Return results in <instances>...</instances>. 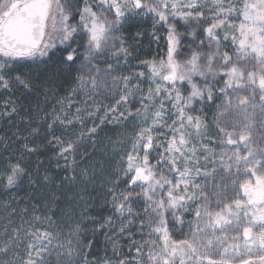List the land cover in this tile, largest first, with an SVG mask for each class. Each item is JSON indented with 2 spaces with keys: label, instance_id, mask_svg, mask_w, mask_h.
<instances>
[{
  "label": "snow or ice",
  "instance_id": "1",
  "mask_svg": "<svg viewBox=\"0 0 264 264\" xmlns=\"http://www.w3.org/2000/svg\"><path fill=\"white\" fill-rule=\"evenodd\" d=\"M207 7L199 0H85L80 22L73 26L69 23L70 18L74 19L70 17L69 5L62 0H0V89L19 93L18 98L4 101L0 118L20 117L11 136L0 138V157L6 164L0 176L6 179L5 188L19 187L18 181L25 179L42 193L55 186L45 202V213L37 215L34 211L31 220L11 229L4 226L0 264H52L53 257L55 264H264V104L259 106L257 122L255 111H248L249 106L253 110L257 107L255 94L236 92L251 86L255 93L258 86L260 101L264 102V0H213L211 19L203 11ZM233 14L236 21L230 19ZM141 15L151 16L154 28L157 24L167 27L166 57L140 61L148 68L147 78L151 81L146 94L139 83L131 84L134 76L116 74L121 61L129 63L128 57L133 55L120 35L123 25L134 23L132 18ZM177 21L186 25L182 31H178ZM206 21L202 32L193 28V24L203 25ZM221 32L225 41L231 35L235 57L220 51ZM135 35L143 33L137 31ZM182 35L192 38L193 48L183 61L178 59ZM200 36L204 38L197 45L195 41ZM153 37L159 39L155 33ZM109 41L113 42L111 46ZM106 51L117 59L115 65L109 63L102 71L97 60ZM13 61L30 63L21 71ZM196 76L204 81L203 86L194 82ZM217 76L224 81L219 91L228 97L217 119L218 142L225 146L220 159L230 162L226 170L235 167L246 178L239 184L240 192L223 209L213 211L207 198L197 204L196 220L187 225L189 234L184 239H174L171 231L185 227L183 212L189 211L188 202L197 198L195 192H189L190 185L199 187L190 177L196 155L193 137L205 138L208 133L201 117L192 114L193 105L205 97L213 99L215 89L210 78L215 80ZM139 77L144 78L145 73L139 72ZM109 78L113 83H124L126 91L122 90L117 105L129 103L132 88L140 92L142 109L136 111L142 114V123L130 141L131 148L124 150L114 172L102 180L106 189L104 203L111 207L112 215L97 220L88 213L85 203L79 219L64 226L57 222L55 213L60 190L64 185L78 188L74 194L66 193L67 198L85 201L87 185L95 183L97 172L95 165L89 164L91 154L85 144L90 141L95 147L99 125L83 127L82 109L77 107L69 118L63 104H71L72 97L83 93L95 105V97L102 87L108 86ZM185 82L190 86L187 96L181 91ZM61 87L66 89L59 101L64 116L56 109L49 113L38 100L32 106L33 97L47 100L50 95H57ZM227 89L233 91L229 93ZM105 111L114 113L117 108ZM93 114L87 112L88 116ZM56 121L61 125L79 122V137L57 135ZM159 128L167 131L159 132ZM158 135L165 140L158 141ZM232 145L237 147H227ZM200 147L209 150L206 144ZM49 148L54 149L50 158L55 159L58 168L64 161L59 181L49 173L45 158L41 157ZM153 152L159 157L155 163L151 159ZM138 197L145 201L143 217L134 209ZM166 214L175 221L171 227ZM138 217L140 227L136 230L143 233L147 229V239L142 237V243L135 246V256L130 255L131 248L126 255L120 250L119 241L124 235L131 236ZM87 221L92 222L88 236ZM227 227L234 232L232 243L221 251L223 240L216 229L223 234ZM101 233L105 237L104 256L89 260L91 249L98 246L95 237ZM254 248L253 256L250 254Z\"/></svg>",
  "mask_w": 264,
  "mask_h": 264
},
{
  "label": "rangeland",
  "instance_id": "2",
  "mask_svg": "<svg viewBox=\"0 0 264 264\" xmlns=\"http://www.w3.org/2000/svg\"><path fill=\"white\" fill-rule=\"evenodd\" d=\"M62 2H66L69 5V14L70 17H74V19L70 18L69 23L73 26L79 24V13L83 10L85 6V0H62ZM200 3L207 4L208 7L204 8L203 11L205 12L208 19L212 18L210 9L213 6V0H199ZM237 0H233V3H236ZM93 8H95L96 11H100L99 8L96 7L95 4L92 5ZM227 6V5H225ZM134 21L141 20L142 23L140 25H148L150 28L153 29L154 32H156V36L159 37L158 40L155 39L156 45L154 46V52L151 54L149 59L146 60H159L162 57H166V50H167V42H166V36H167V27L161 26L160 24L155 25V28L153 27V20L151 16H137L132 18ZM233 21L237 20V17L235 14L232 15L230 18ZM135 23V22H134ZM132 22H129L125 25H123V30L120 33V35L123 36V38L127 41L128 46V31L130 26L134 24ZM178 23V31H182L186 25L183 22L177 21ZM207 26V21L203 25H196L193 24V28L196 29L197 32H202L203 27ZM192 29H189L191 31ZM81 33H78V35H81ZM224 33H220V44L221 48L220 51H228L233 57H235V47L232 45L231 42V35H229V39L227 41L224 40ZM203 36H200L197 38L195 43L199 44V39H203ZM86 39V38H85ZM164 39V45L158 44ZM191 37L188 35H182L181 40L183 43L178 48V59L183 61L184 59L188 58V54L193 50L192 43H191ZM76 43V41H74ZM79 43H84L83 40H80ZM113 42L109 41V46H111ZM115 43H119V41H115ZM215 51V48L212 49ZM116 57L112 56L109 51H106L103 55H101L97 63L100 66L101 70L104 71L107 69V66L109 63H112L115 65ZM3 58L0 57V61H2ZM129 62H131V56L128 57ZM14 64H21L23 66H26L30 62L26 61H13ZM117 75H132L135 77L131 81V84L135 85L139 83L140 89L146 94L148 92L149 86L151 85V81L147 78L148 74V68L142 64L138 63L137 65H131L129 63H124L121 61L120 65L118 66ZM143 71L145 73L144 78L139 77V72ZM194 82H196L199 86H203L204 81L201 79V77L196 76L193 77ZM210 81L215 89L213 94V99L209 101L207 97H205L204 101H196L193 105L195 108V111L192 112L194 116H199L203 120V122L208 126V133L207 137L201 138V137H193V145L196 147V155L193 158L192 164V170L190 172V177L193 184L199 185V187L193 188L191 185L189 186V192H195L196 193V199L188 202V208L189 211L183 212V216L185 218V227L182 229H177L174 231H171V235L174 239H184L186 235L189 234L190 230L187 227L188 222H195V206L201 202H204L207 198V202L209 204V207L213 211H219L223 209L225 203H230L232 198L240 192L239 184L243 182V180L246 178L243 171L237 172L236 168L233 167L230 170H226L227 163H230L226 160L222 161L220 159L222 148L225 147L224 145H221L219 141V129L217 128V119L221 112L224 111L223 105L227 103L228 97L224 95V93L220 92L219 89L224 87V81L223 78L217 76L215 80ZM108 86L106 88L102 87L100 89L99 94L95 97V106L94 101L92 99H86L83 93H78L74 97H72L71 104L69 102H65L63 104V108L68 109V115H70V118L75 114V109L77 107H80L82 109L83 115L82 119L85 121V123H89L91 126L94 124H97L99 126H102L107 121L112 122L113 125L116 127V134L120 136L121 141L119 143H126V145H121L118 143L116 148L124 147V150L131 148V143L128 145V142L131 141V139L134 137L135 133L139 131L142 119H138L137 117L140 114H137V109H142V97L140 95V92L136 91L135 88L131 89V94L129 95V103L125 104L124 102H120V104L117 105V101L119 100L120 94L123 91H126L124 89V83L123 81H117L116 83H113L111 79H108ZM154 87V85H152ZM247 89V90H246ZM246 89H236V92L240 93L241 95L247 94V95H253L255 94V103L257 104V107L253 110L251 106H249L248 111L253 112L255 111L256 116L255 120L258 122L260 119L259 113H260V104H264V102L260 101L259 98V88L258 86L255 87V93H253L251 86H246ZM4 90V89H0ZM6 91V90H5ZM182 94L184 96H187L190 92V86L185 82L184 85L181 88ZM229 93L233 91V89H227ZM63 97H57L56 98V104L57 107H59V110L61 108V104L59 101L63 99ZM54 96H50L49 100L54 101ZM233 102L235 103V97H232ZM86 101V104H85ZM116 107V112H107L106 114V108L109 107ZM170 107V106H169ZM129 110L132 112V115H129ZM93 112L94 114L92 116H88L87 112ZM62 111H60L61 113ZM123 113V115H121ZM62 116L65 115L64 112L61 113ZM167 119V117H165ZM103 121V122H102ZM169 123L171 121L169 120ZM124 127H121L123 126ZM256 127L259 128V123L256 124ZM128 130V138L122 137L121 132ZM159 132H166L167 129L159 128ZM158 141H164L165 137L163 135H158L155 137ZM201 144H206L209 146V150L205 151V149L201 148ZM121 145V146H120ZM230 148H236L237 145L227 146ZM241 150H243V145L239 146ZM123 151V150H122ZM162 151V149H160ZM124 152V151H123ZM153 157L151 159H154V163L156 162L159 157L156 155L155 152H153ZM191 155V154H189ZM206 157V158H205ZM181 167L183 168V164H181ZM172 175H175L173 173ZM235 181V183H234ZM183 187V185H181ZM166 198V196H165ZM137 204L134 205V209L138 211V207L140 204V216L143 217L144 214V207H145V201L142 197H138ZM7 212V211H6ZM8 214L3 215L0 212V215H3L2 223L0 221V228L3 229L4 232V226L8 225L9 229L13 226H19V224L15 223V225L9 223L11 219V214L7 212ZM169 226L173 225L175 221L172 219L170 214H166ZM118 223V221H117ZM140 225L138 226V228ZM210 232L211 229H208ZM242 233V230H241ZM216 234L221 237V240H223V245L220 247V250L222 251L224 247H228L229 244L232 243V235L234 234L233 229L231 227L226 228L225 233H221L220 229H216ZM139 235V237H137ZM137 237L138 241L136 242V245L133 244V241ZM147 239V229L145 232L141 233L140 231L134 235V232L132 230L131 236L124 235L120 238V250L128 255L129 249L131 248V256H135V246H138L140 243H142V239ZM105 238V237H103ZM242 239V235H241ZM105 242V240H104ZM256 249H253V253L250 255L254 256ZM105 249L102 248V253L104 254ZM108 254L111 255V247L108 248ZM229 254L231 253V249L229 250ZM55 258H52V262L54 264ZM254 264H259L258 261H254Z\"/></svg>",
  "mask_w": 264,
  "mask_h": 264
},
{
  "label": "trees",
  "instance_id": "3",
  "mask_svg": "<svg viewBox=\"0 0 264 264\" xmlns=\"http://www.w3.org/2000/svg\"><path fill=\"white\" fill-rule=\"evenodd\" d=\"M140 23H142L141 20L135 21V23L130 26L128 31V47H130L133 52V55L131 56V62H129V64L131 65H137L141 60L149 59L151 54L154 52V46L156 45L155 39L153 37V33H155L156 35V32H154L153 29L148 25H140ZM137 31L142 32L143 35L136 36L135 33ZM158 44L164 45V39ZM16 66L20 68L21 71L25 69V66L21 64H16ZM65 94L66 89L64 87H61L57 89V95H50L54 96V101L49 100L50 96L47 98V100H45L43 96L33 97L32 106L35 107L38 100L39 103L43 105L49 113H52L53 109H56L57 113L62 116V112L60 113L59 107H57V104L55 102L57 97H63L65 96ZM18 97V92L13 93L7 92L5 90H0V111L3 110L5 100H8L10 102L12 99H16ZM68 116L70 118V115ZM137 118L143 119L142 114H140ZM19 122L20 117L15 115L11 117L0 118V138L11 136L15 124ZM92 126L89 123H85L83 127L90 128ZM119 127H116L112 122L107 121L97 129V134L95 135V147H92L90 141L85 144V147H87L89 153L91 154L89 164H94L97 169L95 183L87 185L85 201L80 202H77L75 199L69 200L66 195V193L74 194L76 191H78V188H72L68 185L63 186V188L60 190V199L56 202L57 206L55 209L56 219L58 223L66 226L69 223H72L75 220L79 219L82 207L85 203H87L88 205V213L96 216L97 220H100L101 217L112 215L113 210L109 205H106L104 203L106 189L102 186V180L105 176L110 175L114 172L116 162L120 159V155L124 151V147L114 149V147H117L118 143L121 141V138L118 137L120 136V134H116V128ZM121 127H124V125ZM81 128L82 125L79 122H74L72 125H61L59 121L55 122L56 134L64 135L65 138L69 136L73 139L78 138ZM127 133L128 130L122 131L121 136L123 138L126 137L127 139ZM130 143L131 142L129 141L128 145ZM119 144L124 146L126 145V143L123 142ZM53 151L54 149L49 148L41 153V157L45 158V163L48 165L49 173L55 175L57 181H59L63 175L62 166L64 164V161H60L61 167L58 168L56 166L55 159L50 158V153H52ZM153 160L154 159H152V162L154 163L155 160ZM31 164H35V158H33ZM100 164L104 165L103 170L100 169ZM5 168L6 164L4 162V159L0 157V173H2ZM5 184L6 179L3 176H0V212L2 214L3 211V215L8 214L7 212H9L11 214V217L9 218L11 219L13 225H15V223L20 225L24 220H31L34 211L37 215H42L43 213H45L47 211L45 202L48 200L49 193L55 190V186L53 185L52 187L45 189L42 193L39 190L33 189L29 185L27 179H25L23 182L18 181L19 187L5 188ZM121 186H126L124 185L123 180L121 181ZM137 191H139V188H137ZM25 208H27V212L23 211V209ZM140 209L141 207L139 204V213H141ZM88 213H86V215ZM3 215H0L1 223ZM69 217H71V219ZM140 217H138L137 223L133 226L134 235L139 232L136 229H138V220ZM86 223L89 226V232H86L85 235L88 236L90 235V227L92 222L87 221ZM3 233V229L0 228V239L3 238ZM103 237L104 236L102 233L97 234V236L95 237L98 246L91 249V252L88 256L89 260L99 259L104 256V254L102 253V248L105 238ZM137 237H139V235H137ZM137 237H135L134 241H138ZM85 251H87V249H85ZM53 261L55 264V259Z\"/></svg>",
  "mask_w": 264,
  "mask_h": 264
}]
</instances>
